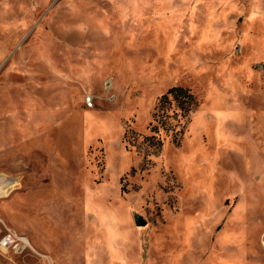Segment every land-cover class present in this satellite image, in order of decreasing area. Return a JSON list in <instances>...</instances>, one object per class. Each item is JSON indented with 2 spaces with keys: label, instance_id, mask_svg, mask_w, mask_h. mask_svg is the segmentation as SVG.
Masks as SVG:
<instances>
[{
  "label": "rangeland",
  "instance_id": "374dc122",
  "mask_svg": "<svg viewBox=\"0 0 264 264\" xmlns=\"http://www.w3.org/2000/svg\"><path fill=\"white\" fill-rule=\"evenodd\" d=\"M0 190V264H264V0H0Z\"/></svg>",
  "mask_w": 264,
  "mask_h": 264
},
{
  "label": "trees",
  "instance_id": "16d2710c",
  "mask_svg": "<svg viewBox=\"0 0 264 264\" xmlns=\"http://www.w3.org/2000/svg\"><path fill=\"white\" fill-rule=\"evenodd\" d=\"M175 106L174 115H187L192 109L199 106L196 96L187 88L176 86L167 91L158 101L155 116L159 118V125H153L151 132L153 135L148 137L153 143H161L159 132L161 128H166L170 119V111ZM180 112V113H179Z\"/></svg>",
  "mask_w": 264,
  "mask_h": 264
},
{
  "label": "built area",
  "instance_id": "2783aa9c",
  "mask_svg": "<svg viewBox=\"0 0 264 264\" xmlns=\"http://www.w3.org/2000/svg\"><path fill=\"white\" fill-rule=\"evenodd\" d=\"M86 103L89 107L93 106V99L88 97ZM31 248L29 240L25 236L8 230L7 234L0 240V249L10 251L14 254H22Z\"/></svg>",
  "mask_w": 264,
  "mask_h": 264
},
{
  "label": "water",
  "instance_id": "95a60500",
  "mask_svg": "<svg viewBox=\"0 0 264 264\" xmlns=\"http://www.w3.org/2000/svg\"><path fill=\"white\" fill-rule=\"evenodd\" d=\"M136 223H137V225L138 226H140V227H144V226H146V222L141 218V217H136Z\"/></svg>",
  "mask_w": 264,
  "mask_h": 264
},
{
  "label": "bare ground",
  "instance_id": "6f19581e",
  "mask_svg": "<svg viewBox=\"0 0 264 264\" xmlns=\"http://www.w3.org/2000/svg\"><path fill=\"white\" fill-rule=\"evenodd\" d=\"M1 192H2V191L0 190V197H2Z\"/></svg>",
  "mask_w": 264,
  "mask_h": 264
}]
</instances>
